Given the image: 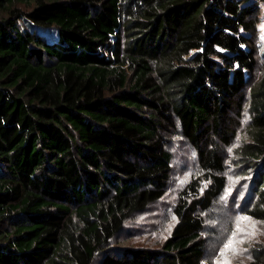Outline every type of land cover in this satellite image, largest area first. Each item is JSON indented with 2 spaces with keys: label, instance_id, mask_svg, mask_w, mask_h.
<instances>
[{
  "label": "trees",
  "instance_id": "16d2710c",
  "mask_svg": "<svg viewBox=\"0 0 264 264\" xmlns=\"http://www.w3.org/2000/svg\"><path fill=\"white\" fill-rule=\"evenodd\" d=\"M264 0H0V264H203L247 106L239 204L264 221ZM183 136L200 174L159 248L112 245L167 193ZM247 264H264V244Z\"/></svg>",
  "mask_w": 264,
  "mask_h": 264
},
{
  "label": "rangeland",
  "instance_id": "374dc122",
  "mask_svg": "<svg viewBox=\"0 0 264 264\" xmlns=\"http://www.w3.org/2000/svg\"><path fill=\"white\" fill-rule=\"evenodd\" d=\"M260 18L256 45L258 76L264 73V3L261 4ZM249 121L246 106L238 133L224 151L226 189L212 208L203 213L207 221L204 236L208 244L203 264H247L252 260L251 249L264 244V221L250 218L239 207L248 191L249 178L255 174L252 169L237 168L239 161L236 149L245 138L244 128ZM169 148L173 161L166 195L146 212L132 217L124 232L112 241V245L159 248L170 235L176 220L174 207L179 193L200 174V167L196 150L183 136L175 135ZM244 217L250 219H242ZM229 242L231 247L226 248Z\"/></svg>",
  "mask_w": 264,
  "mask_h": 264
},
{
  "label": "snow or ice",
  "instance_id": "6c2138e0",
  "mask_svg": "<svg viewBox=\"0 0 264 264\" xmlns=\"http://www.w3.org/2000/svg\"><path fill=\"white\" fill-rule=\"evenodd\" d=\"M242 219H250V218H247V217H244V218H242ZM226 248H229V247H231V242H229V244L228 245H226L225 246ZM224 253L222 252L221 253V255H223Z\"/></svg>",
  "mask_w": 264,
  "mask_h": 264
}]
</instances>
